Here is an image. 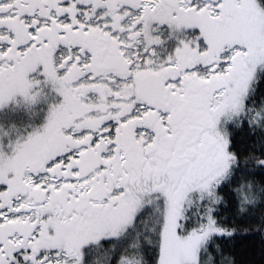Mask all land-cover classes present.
<instances>
[{
	"label": "snow or ice",
	"instance_id": "obj_1",
	"mask_svg": "<svg viewBox=\"0 0 264 264\" xmlns=\"http://www.w3.org/2000/svg\"><path fill=\"white\" fill-rule=\"evenodd\" d=\"M0 264H264V0H0Z\"/></svg>",
	"mask_w": 264,
	"mask_h": 264
},
{
	"label": "trees",
	"instance_id": "obj_2",
	"mask_svg": "<svg viewBox=\"0 0 264 264\" xmlns=\"http://www.w3.org/2000/svg\"><path fill=\"white\" fill-rule=\"evenodd\" d=\"M247 241H242L241 243H246Z\"/></svg>",
	"mask_w": 264,
	"mask_h": 264
}]
</instances>
